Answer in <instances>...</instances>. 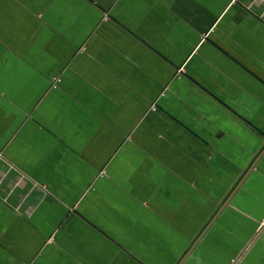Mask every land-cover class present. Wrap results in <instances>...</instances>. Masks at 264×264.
<instances>
[{
  "label": "crops",
  "instance_id": "crops-1",
  "mask_svg": "<svg viewBox=\"0 0 264 264\" xmlns=\"http://www.w3.org/2000/svg\"><path fill=\"white\" fill-rule=\"evenodd\" d=\"M0 264H264V0H0Z\"/></svg>",
  "mask_w": 264,
  "mask_h": 264
}]
</instances>
